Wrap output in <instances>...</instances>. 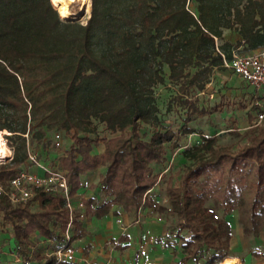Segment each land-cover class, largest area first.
<instances>
[{
  "label": "trees",
  "instance_id": "16d2710c",
  "mask_svg": "<svg viewBox=\"0 0 264 264\" xmlns=\"http://www.w3.org/2000/svg\"><path fill=\"white\" fill-rule=\"evenodd\" d=\"M91 6L83 23L64 20L55 0H0V131L8 132L13 150L8 161H0V183L8 188L32 143L51 142L67 131L73 141L56 158L70 193L80 188L83 174L106 161L97 183L104 200L87 198V212L105 215L118 204L137 216L144 207L161 206L151 190L169 148L199 132L201 139L183 150L192 162L179 184L167 183L166 212L178 218L177 236L184 230L192 235L193 246L184 245L179 264L223 261L231 255L228 214L239 211L247 235L264 230V126L238 151L219 146L216 135L189 125L196 114L211 112L193 95L206 88L216 66L227 69L223 54L231 58L235 50L264 47V0H91ZM167 80L178 84L173 101L186 107L178 130L160 117L156 88ZM97 122L113 136H99ZM101 142L105 150L93 153ZM209 197L219 202L222 218L204 204ZM0 216L11 227L14 250L28 256L34 234L57 243L66 239L70 210L63 197L38 188L17 204L1 192ZM79 225L75 215L73 226Z\"/></svg>",
  "mask_w": 264,
  "mask_h": 264
},
{
  "label": "rangeland",
  "instance_id": "374dc122",
  "mask_svg": "<svg viewBox=\"0 0 264 264\" xmlns=\"http://www.w3.org/2000/svg\"><path fill=\"white\" fill-rule=\"evenodd\" d=\"M91 8L90 0V6L85 13L80 18L72 21L85 23L90 17ZM225 35L233 41L237 40V34L234 31L225 29ZM242 50L243 52H247V49L243 48ZM168 71V67L166 66V75ZM177 91L178 84L170 83L168 80L163 84H159L156 88V97L160 106V117L176 130L180 129L186 117V107L173 101V97L176 95ZM193 96L200 107L208 108L211 112L206 115L196 114L194 119L189 122V125L201 130L208 136L216 135L218 137L217 145L219 146H226L233 151H238L249 141L253 130L260 129L264 126V124L254 125L255 115L259 110V108L256 107L257 99H260V109L263 108L264 105V89L257 90L246 85L228 68L216 66L213 69L206 88L203 91H196ZM242 105H246V107L243 108ZM97 124L99 136H113V134L105 128L104 124L100 122H97ZM143 131H147L146 137L150 138L151 132L147 130V128ZM5 133L7 132L0 131L3 142L11 150V153L6 158L0 157V161H8L13 155V150L8 145L7 139L4 136ZM60 133L63 137L62 146H55L53 141L47 143L34 142L31 144V149L38 153L44 149L48 155L45 154V156L43 155L42 157L46 158L47 162L58 163V159L54 157L60 154L65 147L70 146L73 141V135L70 132L60 131ZM200 139L199 132L183 136L177 148H169L167 159L164 164L156 168L161 174L157 185L158 189L157 192H155L161 196V211L166 212L168 208H171L169 197L166 193L167 183L170 181L179 184L181 174L184 172L187 165L192 162V160L183 155V150L198 142ZM164 196H167L168 201H164ZM204 204L214 209L215 216L218 219L222 218L223 210L215 197L207 198ZM171 219L172 234H175L178 231L176 224L178 218L176 215H172ZM226 219L230 223L232 229L230 256L239 257L235 264H264V230L258 236L245 234L239 220V211L237 209L228 214ZM214 223H217V221L214 220ZM175 236L177 237L175 241L179 243L182 252L186 244L189 245L188 247L190 249L192 248V235L187 230H184L181 236ZM13 241L11 227L3 225L0 216V259L3 264L17 261V252L14 250L15 245ZM51 246L47 244L37 245L38 261L45 262L47 260L43 253L48 248H51ZM221 263L222 261L216 264Z\"/></svg>",
  "mask_w": 264,
  "mask_h": 264
},
{
  "label": "crops",
  "instance_id": "0c3cea01",
  "mask_svg": "<svg viewBox=\"0 0 264 264\" xmlns=\"http://www.w3.org/2000/svg\"><path fill=\"white\" fill-rule=\"evenodd\" d=\"M104 150L105 142H101L92 152L101 154ZM56 157L54 158L58 159ZM41 160L47 162L44 157ZM106 168L107 162L103 161L97 169L81 176L79 191L84 193L85 200L92 196L97 197L96 204L104 200L97 183ZM32 169L43 174L38 166ZM157 185L151 190V195L157 205H161V196L155 193ZM166 198L164 196V201ZM76 215L81 225L72 226L71 232L77 256L94 264H179L184 255L179 243L175 241L176 233L172 234V215L161 211L158 206L144 207L137 216L128 213L118 204H114L105 215L90 214L86 206L85 213L78 208ZM38 239L37 235V245L40 244ZM13 244L15 245L14 241ZM16 263L18 261L7 264Z\"/></svg>",
  "mask_w": 264,
  "mask_h": 264
},
{
  "label": "built area",
  "instance_id": "2783aa9c",
  "mask_svg": "<svg viewBox=\"0 0 264 264\" xmlns=\"http://www.w3.org/2000/svg\"><path fill=\"white\" fill-rule=\"evenodd\" d=\"M224 56V65L233 71L242 82L253 89H264V47L256 50L241 52L235 50L231 58ZM264 124V105L255 115L254 125ZM62 134L57 132L53 136L55 146H62ZM40 167L43 174L38 173L33 167ZM38 188H43L48 193L61 196L65 199L70 210V220L65 231L66 239L62 243H57L54 239L39 237L40 244L52 246L43 254L48 259L54 256V260L49 264H94L91 261L79 258L76 247L72 242L73 218L77 209L86 211L85 195L77 190L75 194L70 193L66 171L59 167L57 162H44L39 153L29 148V157L25 166L15 173L8 182V188L0 183V193L6 192L10 201L14 204L27 202L32 199ZM168 201V198L165 199ZM83 215V214H82ZM28 256H17L18 262L37 264V234L31 236L28 242Z\"/></svg>",
  "mask_w": 264,
  "mask_h": 264
},
{
  "label": "bare ground",
  "instance_id": "6f19581e",
  "mask_svg": "<svg viewBox=\"0 0 264 264\" xmlns=\"http://www.w3.org/2000/svg\"><path fill=\"white\" fill-rule=\"evenodd\" d=\"M58 3L59 13L64 19L80 18L90 6V0H56ZM11 150L3 142L0 134V157H8ZM238 260L225 258L221 264H235Z\"/></svg>",
  "mask_w": 264,
  "mask_h": 264
},
{
  "label": "water",
  "instance_id": "95a60500",
  "mask_svg": "<svg viewBox=\"0 0 264 264\" xmlns=\"http://www.w3.org/2000/svg\"><path fill=\"white\" fill-rule=\"evenodd\" d=\"M63 19H64V18H63ZM77 19H78V18H77ZM64 20H71V21H72V20H75V19H64ZM7 133H8V132H7Z\"/></svg>",
  "mask_w": 264,
  "mask_h": 264
}]
</instances>
